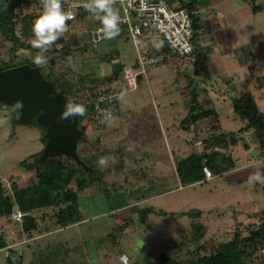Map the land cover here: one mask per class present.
I'll return each instance as SVG.
<instances>
[{
  "label": "rangeland",
  "instance_id": "rangeland-1",
  "mask_svg": "<svg viewBox=\"0 0 264 264\" xmlns=\"http://www.w3.org/2000/svg\"><path fill=\"white\" fill-rule=\"evenodd\" d=\"M216 4L203 14L216 12L215 27H221L220 33L225 35L235 26L239 41L225 44L216 33L213 36L212 27L207 36L213 37L215 44L210 53L206 47L203 53L199 52L198 68V62L173 57L163 66L149 68L148 73L152 70L155 77L148 73L150 78L140 76L136 89H129L117 70L118 63L134 65L137 60L131 39H118L119 51L115 53L107 43L93 46L87 36L73 33L81 41H71L69 58L58 60L54 66L56 74L63 73L74 84L70 97L66 94L68 101L87 107L95 89L110 84L105 77L115 74L120 76L122 116L114 122L98 123L88 111L84 112L81 123L86 126V138L79 140L78 153L88 163L95 160L104 182L80 191L78 204L83 218L77 222L46 230L50 223L40 220L41 230L20 244L18 256L17 252L12 253L11 264H22L20 257L26 262L23 264H124L122 253L128 255L129 264H147L163 252L172 257L196 258L193 223L206 227L201 239L204 253L231 238L236 229L247 234L250 223L261 222L264 156L258 154V162L253 157V148L258 146L251 130L243 131V140L228 150L239 156L231 171L183 185L173 163L188 153L201 152L204 142L197 145L196 141H203L211 132L207 119L190 127L183 124L191 105L216 106L221 132L238 131L247 121L235 111L233 98L245 91L253 92L255 97L264 94L258 87L264 79V9L254 7L264 5V0H224ZM89 17L91 13L72 24L78 31L90 29ZM233 42L243 45L238 53L232 48ZM14 45L0 34V62L4 59L17 63L31 53L20 45L12 50ZM57 45L63 47V43ZM250 47L255 59L247 60ZM259 105L264 111V100H259ZM44 137L40 124L20 123L10 108L0 106V180L8 193H13L10 186L14 180L21 187L35 178V172L24 171L21 162L45 148ZM246 142L253 147L249 151ZM101 157L108 158L106 166L99 164ZM157 160L164 163L163 170L146 168L154 166ZM253 172H259L262 180L251 181ZM146 207L154 211L141 219V211ZM192 209L201 214H182ZM1 221L9 229L14 226L13 218L3 217ZM14 231L12 228L9 232L14 235ZM182 240L184 245L180 247ZM261 252L264 254V250L255 254L257 264H264ZM5 254L6 249L0 251V264H9Z\"/></svg>",
  "mask_w": 264,
  "mask_h": 264
},
{
  "label": "trees",
  "instance_id": "trees-1",
  "mask_svg": "<svg viewBox=\"0 0 264 264\" xmlns=\"http://www.w3.org/2000/svg\"><path fill=\"white\" fill-rule=\"evenodd\" d=\"M185 3L190 8H196V0H186ZM27 6L32 7V10L26 9L25 7ZM254 7L256 10L264 9V5L261 4H255ZM41 12V0H0V34L14 42L15 45L12 50H15V46L20 45L31 51L25 60L17 63H10L3 59L0 62V71L26 63L37 66L34 58L39 50L33 48L26 40L28 37L33 36L32 23ZM88 13L84 8L78 16L85 17ZM194 21L196 29L195 39L199 40L204 34V29L197 17H195ZM68 22L71 23L72 21L69 20ZM59 43L56 42L52 46L51 51L47 53V55L51 56V59L47 65L41 68L45 78L54 82L57 90H63L65 95L68 94L70 97L74 84L71 80L66 79L63 73L56 74L54 66L58 60L68 59L73 47L68 43L58 48L57 44ZM118 64L117 70L122 71L125 66L124 63L120 62ZM134 66L136 68L139 67L137 60ZM142 75L140 74L139 77ZM119 78L120 76L115 74L105 77L106 82L109 83L119 80ZM106 86H110V84ZM103 87L96 88L95 91ZM233 105L235 111L247 121L246 125L238 131L221 132L220 112L211 105L200 107L197 104V108L193 112H189V116L185 122L183 121V124L187 123L188 127L203 119L210 120L211 123V132L202 141L204 142V149L201 152H191L176 160L177 172L183 185L206 179L205 166L212 170L214 176L233 170L237 165L238 159L228 150L232 145H236L243 140L241 135L243 131H252L258 150L264 156V111L260 108L254 93L251 91L241 93L233 98ZM0 106L2 108H10L16 118L21 113L22 106L19 102L5 105L0 101ZM85 108L87 110L85 109L86 111L84 112L88 111V114L94 119L92 100ZM83 114L79 118V125L83 132L82 138H86V126L81 123ZM32 123H38L37 116L33 117ZM44 134V141L47 143L46 127H44ZM244 144L249 149L247 142ZM43 151L44 149L33 155V158L29 157L21 162L24 171L35 172V178L29 185L20 187L18 181L14 180L10 186L13 193H8L5 184L0 180V251L6 249L5 256L9 264L13 260L12 258V260L10 259V256L12 253L17 252V248L14 247L13 243L21 242L26 238H33L41 230L40 220L43 219L46 223H50L46 226V230H50L51 226L60 228L82 219L83 215L79 210L78 204L80 191L94 183L102 184L104 182L103 177L98 174L97 168H95V160H92L94 164L88 163L78 153L90 169L65 154L49 158L44 162L40 159ZM181 187L183 186L181 185ZM51 207H53L52 211L49 210ZM18 209L26 213L22 221H17L13 217V214ZM153 211L154 209L151 207L144 208L141 211V219L147 218L148 214ZM182 214L196 215L201 214V211L192 209L189 213L182 212ZM3 217L13 218L14 226L9 229L5 222L1 221ZM192 226V238L197 242V246L194 249L197 255L196 258L183 259L178 256L172 257L170 254L163 252L155 259H150L147 264H257L258 255L256 256L255 254L264 250L263 217L260 223L253 222L249 224L247 234L242 229H236L231 238L218 242L212 251L204 253L202 251L205 249V245L201 242V239L206 233V227L201 223H193ZM12 228L15 230L14 235L9 232ZM182 245H184V240L179 243L180 247ZM260 254L262 255L263 253L261 252ZM21 258L18 260L21 261Z\"/></svg>",
  "mask_w": 264,
  "mask_h": 264
},
{
  "label": "built area",
  "instance_id": "built-area-1",
  "mask_svg": "<svg viewBox=\"0 0 264 264\" xmlns=\"http://www.w3.org/2000/svg\"><path fill=\"white\" fill-rule=\"evenodd\" d=\"M186 0H117L115 7L120 9V15L124 18L120 25V32L114 37H105L99 32L101 23L94 18V24L87 30H76L73 21L79 18L80 12L84 9L85 0H62L64 9L71 10L74 19L68 24V31L58 40L68 38L73 33L87 36L93 46L108 43L124 35L132 40L136 52L139 67L125 65L123 68V78L129 89H136L140 74L147 75L149 68L163 66L173 57H180L196 62L199 59V46L203 41L196 40L195 17L196 8L186 5ZM42 7V4H41ZM89 22V21H88ZM27 38V43L31 44V39ZM104 97L103 102L100 98ZM120 92L114 85L103 87L94 92L92 97L94 114L93 117L98 123H107L100 115V110L113 108L117 117L121 113ZM202 143L196 141L197 145ZM208 179L214 177L212 170L204 167ZM25 212L17 210L13 217L17 221H22ZM121 259L124 263L129 262L128 255L123 253Z\"/></svg>",
  "mask_w": 264,
  "mask_h": 264
},
{
  "label": "water",
  "instance_id": "water-1",
  "mask_svg": "<svg viewBox=\"0 0 264 264\" xmlns=\"http://www.w3.org/2000/svg\"><path fill=\"white\" fill-rule=\"evenodd\" d=\"M0 101L5 105L21 104L18 122L29 123L37 116L38 123L46 127L48 140L40 157L42 161L65 154L90 169L78 154L79 140L83 137L81 115L62 118L69 101L63 90H57L56 84L45 78L40 66L26 63L0 71ZM196 107L191 105L190 111Z\"/></svg>",
  "mask_w": 264,
  "mask_h": 264
},
{
  "label": "clouds",
  "instance_id": "clouds-1",
  "mask_svg": "<svg viewBox=\"0 0 264 264\" xmlns=\"http://www.w3.org/2000/svg\"><path fill=\"white\" fill-rule=\"evenodd\" d=\"M42 12L32 23V33L34 38L31 39V46L38 49V54L34 58L37 66L43 67L48 64L51 56L47 55L52 49V46L60 40L68 31L69 20L74 19V14L71 10H65L62 0H41ZM117 0H85L83 7L97 19L102 27L99 32L105 37H114L120 32L121 23L125 22L120 15V9L115 7ZM104 97L100 98L103 102ZM65 113L62 118L68 116L82 115L85 111L83 105L75 104L69 101L65 106ZM100 115L105 122H114L116 117L113 108L100 110ZM108 163L107 157H101L99 164L106 166ZM251 181L262 180L259 172L250 174Z\"/></svg>",
  "mask_w": 264,
  "mask_h": 264
},
{
  "label": "crops",
  "instance_id": "crops-1",
  "mask_svg": "<svg viewBox=\"0 0 264 264\" xmlns=\"http://www.w3.org/2000/svg\"><path fill=\"white\" fill-rule=\"evenodd\" d=\"M222 1H224V0H196V12H197V14H196V17L199 19V22H200V25L202 26V28L204 29V34H203V36L199 39L200 41H203V44H200V46H199V49H198V52H204V49H205V47L206 48H210V51H209V53L212 51L211 49H212V47H213V45L215 44L214 43V40H213V37L212 38H209V36H207V31H209L210 30V28H212V27H214L213 29H214V33H213V36H214V34L216 33L217 34V36L221 39V41L222 42H224L225 44L226 43H228V42H230V41H233V40H236V41H239V39H238V37L236 36V33H237V31H236V28H235V26H233V27H231L230 29H229V31L228 32H226L225 31V33H226V35L224 34V33H220L221 31H222V29H221V27H218V28H216L215 26H216V21L218 20V15L216 14V12L214 13H210L209 15H210V17H209V15L207 16V14H203L207 9H210V8H214L215 7V5L217 6V4L216 3H218V2H222ZM261 10H263V9H261ZM88 15V14H87ZM86 15V16H87ZM85 16V17H86ZM85 17H79L78 19H80V18H84L85 19ZM210 18V19H209ZM212 18H213V20H212ZM89 22V24H94V17L92 16L91 18L89 17L88 19H87ZM219 29H221V31L219 30ZM224 30V29H223ZM229 33H231L230 35H228ZM208 34H210L209 32H208ZM230 36V37H229ZM75 37V38H74ZM73 38V39H72ZM118 39H125V40H129L130 38H128V37H125L124 35H120L119 37H117L116 39H114V40H112V41H109L107 44H109L110 45V49L111 48H114V49H111L110 51H115V53H118V51H119V48H118V45H117V41H118ZM81 41L80 39H79V37L78 36H73V35H71V36H69L68 38H64V39H62L61 41H60V43H63V45L65 44V43H70L71 41ZM69 41V42H68ZM71 44V43H70ZM232 48H234L237 52L236 53H238V51H239V49H241V48H243V45L241 44V43H237V44H235L234 45V42H233V44H232ZM249 56H247L246 58H247V60H250V59H255L254 58V51H253V48L252 47H250L249 48ZM200 55V54H199ZM116 56H118V54L116 55ZM109 58V57H108ZM170 61V60H169ZM242 61V60H241ZM189 62H192V63H196V62H198L197 63V67L196 68H198L199 67V61H196V62H193V61H190L189 60ZM172 63V62H171ZM124 65H128L127 63H124ZM148 74H150L151 75V77H155L154 76V73L152 72V70L148 73ZM121 75L123 76V69H122V71H121ZM144 75V74H143ZM150 75H146L147 76V78H150ZM263 75V77H264V74H262ZM201 80V79H200ZM202 82H203V79L201 80ZM110 85H114V86H116L119 90H120V80H116V81H114V82H112V83H110ZM263 86H264V79H263V82H261L259 85H258V87L260 88V90L259 91H263L264 92V89H263ZM257 97H258V99L261 101V100H264V94H261L260 95V97L259 96H256L255 98L257 99ZM257 99V101H258V103H259V100ZM260 106V105H259ZM216 107V106H215ZM217 108V107H216ZM218 110V109H217ZM122 116V113L115 119V120H118V119H120V117ZM254 140V139H253ZM254 144H256V142L254 141ZM250 145V144H249ZM253 147L250 145V147H249V149H247L248 151L249 150H251ZM185 150V149H184ZM253 157H256V161H257V155L258 154H260V151L258 150V149H256V148H253ZM188 154H190V153H188ZM187 154V155H188ZM237 158H239V156H237ZM259 160V159H258ZM158 162H154V166H147L146 168L147 169H149V168H156V169H159V170H163V168H164V163L162 162V160H157ZM251 162H252V160H251ZM258 162V161H257ZM256 162V163H257ZM173 163H174V165H175V167H176V160L174 159L173 160ZM254 164V163H253ZM126 165H129V163H127V164H125V166ZM32 239V238H31ZM25 240H27V238L26 239H24L23 241H25ZM23 241H19V242H17V243H13V245L14 246H16V245H18L17 246V253H19V251H20V244L23 242ZM123 254V253H122ZM22 255V254H21ZM22 259V258H21ZM21 262H22V264L23 263H26V262H23L22 260H21Z\"/></svg>",
  "mask_w": 264,
  "mask_h": 264
}]
</instances>
